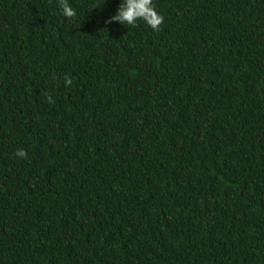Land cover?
I'll use <instances>...</instances> for the list:
<instances>
[{
  "label": "trees",
  "instance_id": "16d2710c",
  "mask_svg": "<svg viewBox=\"0 0 264 264\" xmlns=\"http://www.w3.org/2000/svg\"><path fill=\"white\" fill-rule=\"evenodd\" d=\"M121 2L0 0V264H264V0Z\"/></svg>",
  "mask_w": 264,
  "mask_h": 264
},
{
  "label": "clouds",
  "instance_id": "9594fccd",
  "mask_svg": "<svg viewBox=\"0 0 264 264\" xmlns=\"http://www.w3.org/2000/svg\"><path fill=\"white\" fill-rule=\"evenodd\" d=\"M62 14L71 19L76 16V11L70 6L68 0H59ZM142 20L153 30L159 31L160 25L164 22V17L158 13L153 4V0H122L117 14L112 16L107 23L112 21H119L122 25L136 26L137 21ZM65 81L68 85H71V78L65 76ZM48 101L51 103L52 97L48 96ZM16 155L21 158L27 157V152L24 149H19Z\"/></svg>",
  "mask_w": 264,
  "mask_h": 264
}]
</instances>
